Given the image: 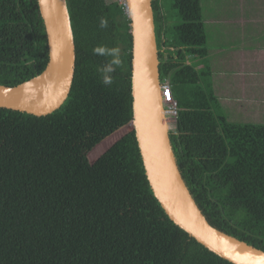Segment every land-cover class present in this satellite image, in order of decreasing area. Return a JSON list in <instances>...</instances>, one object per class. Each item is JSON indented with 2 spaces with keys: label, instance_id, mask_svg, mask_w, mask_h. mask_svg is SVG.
<instances>
[{
  "label": "trees",
  "instance_id": "1",
  "mask_svg": "<svg viewBox=\"0 0 264 264\" xmlns=\"http://www.w3.org/2000/svg\"><path fill=\"white\" fill-rule=\"evenodd\" d=\"M66 3V99L44 115L0 107V264H233L164 213L132 128L88 159L132 118L130 24L121 0ZM151 5L160 81L178 105L169 138L180 173L212 226L264 251V140L238 141L241 126L264 120L231 121L210 68L198 67L209 51L200 0H171L177 20L163 0ZM47 53L37 0H0V84L37 75Z\"/></svg>",
  "mask_w": 264,
  "mask_h": 264
},
{
  "label": "water",
  "instance_id": "2",
  "mask_svg": "<svg viewBox=\"0 0 264 264\" xmlns=\"http://www.w3.org/2000/svg\"><path fill=\"white\" fill-rule=\"evenodd\" d=\"M131 33L130 92L134 130L144 173L164 213L190 237L233 264H264V251L212 226L177 166L160 95L158 50L151 0H124ZM46 35L43 70L16 85L0 84V107L44 115L66 99L75 45L66 0H37Z\"/></svg>",
  "mask_w": 264,
  "mask_h": 264
},
{
  "label": "crops",
  "instance_id": "3",
  "mask_svg": "<svg viewBox=\"0 0 264 264\" xmlns=\"http://www.w3.org/2000/svg\"><path fill=\"white\" fill-rule=\"evenodd\" d=\"M212 87L234 122L264 120V0H200Z\"/></svg>",
  "mask_w": 264,
  "mask_h": 264
},
{
  "label": "rangeland",
  "instance_id": "4",
  "mask_svg": "<svg viewBox=\"0 0 264 264\" xmlns=\"http://www.w3.org/2000/svg\"><path fill=\"white\" fill-rule=\"evenodd\" d=\"M163 8L165 9L166 13L170 16V18L173 20H177V17L175 16V11L174 9L171 7V0H163ZM262 60V64L264 65V56L261 57ZM259 79H261V81L264 80V75H262L261 77H259ZM164 81V80H163ZM234 121H236L235 118H233ZM168 121V125H169V129L173 127V123L175 121V119L173 117H168L167 119ZM132 128L131 123L129 122L128 124L122 126L121 128H118L116 131H114L113 133H111L109 136H107L106 138H104L100 143H98L96 146H94V148L87 154L88 159L90 161L95 160L102 152H104L116 139H118L121 135H123L125 132L129 131ZM264 126H258L255 128H247L244 126L240 127V131H239V135H241L240 140H238L241 143H247V144H260V142H262L261 140H264V133L263 129ZM252 132V135L250 138V140H247L248 137H244L246 133ZM262 136V137H261Z\"/></svg>",
  "mask_w": 264,
  "mask_h": 264
},
{
  "label": "built area",
  "instance_id": "5",
  "mask_svg": "<svg viewBox=\"0 0 264 264\" xmlns=\"http://www.w3.org/2000/svg\"><path fill=\"white\" fill-rule=\"evenodd\" d=\"M121 1L123 2V6L125 9V1L124 0ZM160 95H161V102L163 106L164 115L166 116L167 119L168 117H173L175 119L178 112V105L176 100L173 98L170 84L167 80L160 82Z\"/></svg>",
  "mask_w": 264,
  "mask_h": 264
},
{
  "label": "clouds",
  "instance_id": "6",
  "mask_svg": "<svg viewBox=\"0 0 264 264\" xmlns=\"http://www.w3.org/2000/svg\"><path fill=\"white\" fill-rule=\"evenodd\" d=\"M102 23H104V22L102 21ZM114 63H118V61H114Z\"/></svg>",
  "mask_w": 264,
  "mask_h": 264
},
{
  "label": "bare ground",
  "instance_id": "7",
  "mask_svg": "<svg viewBox=\"0 0 264 264\" xmlns=\"http://www.w3.org/2000/svg\"><path fill=\"white\" fill-rule=\"evenodd\" d=\"M168 132H169V130H168Z\"/></svg>",
  "mask_w": 264,
  "mask_h": 264
}]
</instances>
